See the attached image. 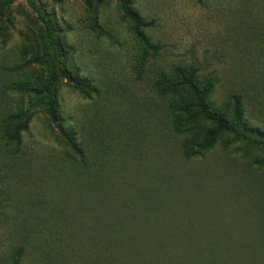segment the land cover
<instances>
[{"label": "rangeland", "instance_id": "1", "mask_svg": "<svg viewBox=\"0 0 264 264\" xmlns=\"http://www.w3.org/2000/svg\"><path fill=\"white\" fill-rule=\"evenodd\" d=\"M128 1L159 46L139 74L134 24L117 0L0 7V264H264V148L220 138L185 159L189 135L173 132L154 86L194 65L216 79L213 102L241 95L262 129L264 0ZM51 42L96 92L59 78V121L36 109L8 142L4 122L27 102L12 88L46 77L32 57Z\"/></svg>", "mask_w": 264, "mask_h": 264}, {"label": "trees", "instance_id": "2", "mask_svg": "<svg viewBox=\"0 0 264 264\" xmlns=\"http://www.w3.org/2000/svg\"><path fill=\"white\" fill-rule=\"evenodd\" d=\"M12 1L0 2L1 12H3V5ZM197 1L200 4L203 2V0ZM117 3L124 16L134 24L139 43L135 72L139 74L148 56H154L159 46L151 43L149 38L139 31V27L143 25L138 15L131 9L129 1L117 0ZM86 5L91 8L90 0H87ZM63 54L62 48L51 42L50 53L32 57V62L47 67V75L35 83H22L12 88L16 92L25 94L27 102L21 115L4 122L2 139L18 143L20 130L25 128L26 123L21 125V119L28 118V121L30 114L36 109H41L50 122L59 121L58 103L55 96V85L59 78L65 79L84 97H89L90 94L96 92L91 83L80 77L72 65L62 66ZM215 85L216 79L213 76H200L197 67L191 64L177 66L168 73H161L155 81L154 86L157 91L168 100L167 107L173 132L179 135H189L180 142L182 154L187 160L202 156L204 151L220 138L231 137L230 141L233 143L246 142L248 145L264 148V122L263 130L248 123L245 119V108L241 95L230 94L220 104L213 102L211 96ZM72 135L71 131L66 132V138L70 141L71 147L82 154ZM78 164L83 169L88 168L87 159H79Z\"/></svg>", "mask_w": 264, "mask_h": 264}]
</instances>
